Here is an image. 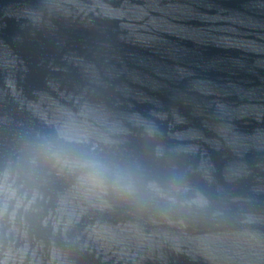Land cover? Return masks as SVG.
<instances>
[{
	"label": "water",
	"instance_id": "water-1",
	"mask_svg": "<svg viewBox=\"0 0 264 264\" xmlns=\"http://www.w3.org/2000/svg\"><path fill=\"white\" fill-rule=\"evenodd\" d=\"M0 264H264V0H0Z\"/></svg>",
	"mask_w": 264,
	"mask_h": 264
},
{
	"label": "clouds",
	"instance_id": "clouds-1",
	"mask_svg": "<svg viewBox=\"0 0 264 264\" xmlns=\"http://www.w3.org/2000/svg\"><path fill=\"white\" fill-rule=\"evenodd\" d=\"M51 154L54 158L60 156V153L55 151H52ZM79 164L96 176L102 175L106 168L105 164L101 160L94 157H85L79 161Z\"/></svg>",
	"mask_w": 264,
	"mask_h": 264
}]
</instances>
